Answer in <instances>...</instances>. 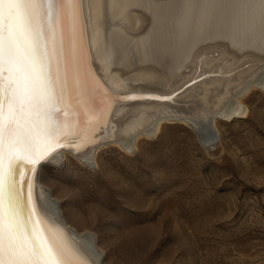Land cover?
I'll return each instance as SVG.
<instances>
[{"label": "bare ground", "instance_id": "obj_1", "mask_svg": "<svg viewBox=\"0 0 264 264\" xmlns=\"http://www.w3.org/2000/svg\"><path fill=\"white\" fill-rule=\"evenodd\" d=\"M183 2L77 0L71 42L77 58L66 55L68 100L57 116L63 133L28 181L39 232L33 236L30 229L31 237L37 247L45 241L60 264L115 263L105 250L107 238L76 227L81 215L69 197L63 199L68 193L58 192L50 171L71 158L95 169L104 147L132 153L140 140L156 137L169 125L188 126L205 152L217 145L224 149L218 125L246 117L249 94L264 92V32L259 26L229 30L218 7L199 39H166L162 27ZM152 14L159 18L155 26ZM64 33L67 54V21ZM148 96L171 99L140 98Z\"/></svg>", "mask_w": 264, "mask_h": 264}, {"label": "rangeland", "instance_id": "obj_2", "mask_svg": "<svg viewBox=\"0 0 264 264\" xmlns=\"http://www.w3.org/2000/svg\"><path fill=\"white\" fill-rule=\"evenodd\" d=\"M248 102L218 125L224 149L169 125L132 153L104 147L95 169L71 158L50 171L76 227L107 238L115 264H264V92Z\"/></svg>", "mask_w": 264, "mask_h": 264}, {"label": "snow or ice", "instance_id": "obj_3", "mask_svg": "<svg viewBox=\"0 0 264 264\" xmlns=\"http://www.w3.org/2000/svg\"><path fill=\"white\" fill-rule=\"evenodd\" d=\"M218 7L229 30L245 24L264 32V0H184L162 27L165 38L199 39ZM152 15L155 26L159 18ZM77 21V0H0V264H60L45 241L38 247L30 244L26 223L33 236L38 233L25 181L30 182L63 133L57 116L68 100L66 55L77 58L71 48ZM21 162L27 167L18 173Z\"/></svg>", "mask_w": 264, "mask_h": 264}, {"label": "water", "instance_id": "obj_4", "mask_svg": "<svg viewBox=\"0 0 264 264\" xmlns=\"http://www.w3.org/2000/svg\"><path fill=\"white\" fill-rule=\"evenodd\" d=\"M127 94H134L133 92H129V93H127ZM145 95V94H144ZM146 95H148V94H146ZM130 96V95H129ZM27 167V165L26 164H23L22 162L17 166V171H18V173H19V171L21 170V169H24V168H26ZM25 184L26 185H28V181L26 180L25 181ZM27 218L25 217V220H26ZM35 220V219H34ZM26 229H27V234H28V236L30 237V244L32 245V246H35V247H37V244H36V241L31 237V234H30V229H32V226H31V224H27L26 223ZM36 231H37V233L39 234V232H38V229H37V227H36Z\"/></svg>", "mask_w": 264, "mask_h": 264}]
</instances>
